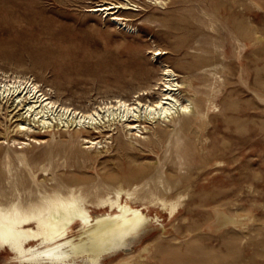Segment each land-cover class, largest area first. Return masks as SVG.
I'll list each match as a JSON object with an SVG mask.
<instances>
[{"label":"rangeland","instance_id":"obj_1","mask_svg":"<svg viewBox=\"0 0 264 264\" xmlns=\"http://www.w3.org/2000/svg\"><path fill=\"white\" fill-rule=\"evenodd\" d=\"M103 1L0 0V76L31 77L43 89H50L60 102L92 107L115 96L134 99L137 91L157 83L160 86L163 65L187 75L196 67L218 60L225 51L226 65L219 70L226 85L220 102L232 110L227 115L211 114L210 124L201 132H189L207 137L208 144L223 146L225 152L219 156L223 163L216 165L211 161L203 169L189 168L188 181L182 182L181 188L189 193L186 202L191 201L192 207L199 205L202 198L212 205L219 199L221 210L238 222L225 223L212 205L208 211L184 209L176 220H170L166 213L160 218L166 233L160 227L146 236L136 246L131 264H264V101L240 81L241 65L233 57L229 34L230 29L243 22L264 35V0H169L163 7L147 0H132L139 8L120 12L128 14V23L135 26L132 30L100 12L87 11ZM156 49L166 52L154 55ZM242 54L243 65L250 70L249 85L253 86L258 78L264 80V38L255 46L249 41ZM258 90L264 94L263 84ZM153 91L152 97L159 96L158 89ZM9 105L0 102L2 147L8 146L7 128H12L18 117L17 110L11 112L13 107ZM219 109L220 106L214 113ZM143 131L149 133V129ZM112 134H106L109 149L104 147L96 155L97 149L92 147L97 159L77 167L78 181L107 175L125 178L132 166L150 165L165 153L164 143L141 144L143 136L131 138L123 131L124 141H138L141 149H132L125 143L126 150L119 152L116 134ZM41 135L50 137L44 131ZM7 137L10 144L14 137L17 141L25 139L12 131ZM44 145H37L36 152ZM168 166L177 168L170 161L165 168ZM214 180L217 183L206 187ZM234 190L238 192L234 194ZM155 213L151 211L152 215ZM144 246L148 250L142 252ZM124 255L120 252L106 258L104 264H118ZM0 264L17 263L0 251Z\"/></svg>","mask_w":264,"mask_h":264},{"label":"bare ground","instance_id":"obj_2","mask_svg":"<svg viewBox=\"0 0 264 264\" xmlns=\"http://www.w3.org/2000/svg\"><path fill=\"white\" fill-rule=\"evenodd\" d=\"M147 1L163 7L169 0ZM138 8L139 4L132 0H104L88 7L87 11L100 12L132 30L135 26L128 23V14L124 16L120 12ZM229 34L233 57L241 65L240 81L264 101V94L258 90L262 84L264 86V80L258 78V83L249 85L250 70L242 62L248 42L255 46L264 35L243 22L230 29ZM163 52L166 51L156 49L154 55ZM219 55L218 60L212 58L214 62L196 67L187 75L163 65L160 86L157 83L141 89L134 99L115 96L92 107L60 102L50 89H43L31 77L0 76V102L10 103L11 112L17 110L18 113L14 126L8 127L5 134L8 146L0 145V251L9 254L11 261L17 264H104L106 258L118 256L120 252L125 255L118 264H131L136 246L146 236L160 227L163 234L166 233L161 216L167 213L170 220H176L184 209L208 211L212 204L202 198L199 205L192 207L191 201L186 202L189 193L181 187L188 179L189 168L203 169L211 161L216 165L223 163L219 159L225 152L223 146L208 144V138L199 133L189 135L190 131L201 132L209 125L211 114L227 115L232 110L220 102L226 79L219 69L226 65L227 54L222 51ZM154 89L159 90L156 98L152 97ZM219 106V112L214 113ZM143 129H149V133ZM11 131L25 139L17 141L18 138L12 137L10 144L7 135ZM42 131L48 132L50 137L42 136ZM122 131L131 138L143 136L141 144L164 143L163 157L150 165L132 166L125 178L107 175L78 181L75 178L77 167L97 159L91 148L97 149L96 155L102 148H110L106 134H116V149L126 150ZM137 142L126 144L136 149ZM43 144L42 150L36 152V146ZM168 161L177 168H165ZM215 181H210L206 187L217 183ZM221 204L218 199L211 206L218 218L223 216L225 223H237V219L221 210ZM153 210L155 215L151 214ZM147 250V246L141 249L142 252Z\"/></svg>","mask_w":264,"mask_h":264}]
</instances>
